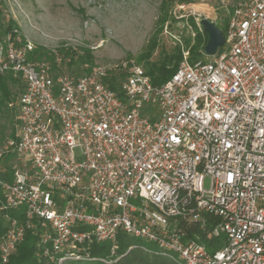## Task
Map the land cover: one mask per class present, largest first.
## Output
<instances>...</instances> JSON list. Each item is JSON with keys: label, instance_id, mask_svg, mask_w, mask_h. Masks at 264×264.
<instances>
[{"label": "built area", "instance_id": "built-area-1", "mask_svg": "<svg viewBox=\"0 0 264 264\" xmlns=\"http://www.w3.org/2000/svg\"><path fill=\"white\" fill-rule=\"evenodd\" d=\"M33 48L0 36V75L23 83L0 146L2 262L34 230L47 264L94 259L92 241L113 252L120 231L182 264H264V0L233 6L222 47L183 52L158 86L132 59L54 75ZM181 221L223 245L185 238Z\"/></svg>", "mask_w": 264, "mask_h": 264}, {"label": "rangeland", "instance_id": "rangeland-1", "mask_svg": "<svg viewBox=\"0 0 264 264\" xmlns=\"http://www.w3.org/2000/svg\"><path fill=\"white\" fill-rule=\"evenodd\" d=\"M161 1L0 0V36L18 35L34 48L42 47L56 54L62 47H71L78 53L88 49L92 55V66H110L129 59L144 66L138 57L154 35L157 34L158 45L150 62L158 60L165 53H174L177 46L183 55V52L188 51L185 42L190 40L192 44L195 40L194 30L200 31L203 45L206 43L207 33L201 29V18L214 21L226 33L229 12L242 0H192L189 3L173 0L168 5V20L159 29L156 20L160 14ZM190 17L196 24L194 30ZM201 50L203 53V48ZM46 57L44 54L42 59L48 61ZM202 57L208 58L205 54ZM86 67L87 64H69L66 59L52 72L54 75L79 76L85 73ZM122 79L120 74L113 78L117 86ZM21 89L20 84L11 88L16 98ZM11 102L13 105L8 103L6 114H0V146L5 145L14 131L18 110L16 101ZM204 185L208 186L207 179ZM143 243L159 249L150 241L143 240ZM64 264L71 263L67 261Z\"/></svg>", "mask_w": 264, "mask_h": 264}, {"label": "trees", "instance_id": "trees-1", "mask_svg": "<svg viewBox=\"0 0 264 264\" xmlns=\"http://www.w3.org/2000/svg\"><path fill=\"white\" fill-rule=\"evenodd\" d=\"M173 0H162L160 7V14L156 20V25L159 29H162L163 24L168 20V5ZM179 3H189L192 0H177ZM189 21L191 27L194 30V20L190 17ZM158 29V30H159ZM195 31L196 37L192 44L190 40L185 42L186 48H188L189 61L194 62L198 59H205L202 53L204 41L200 31ZM223 31V30H222ZM225 35V31H223ZM157 34L154 35L146 45L145 49L140 53L138 60L144 63V69L150 78L151 84L158 86L167 81L176 71L180 60L182 59V53L180 47L177 46L174 53L163 54L161 58L156 61L150 62V57L158 45ZM61 60L59 63L55 60V53L46 51L42 47H35L30 53L32 59H42L44 54L51 65L52 71L57 69L59 64L68 59V63H78L80 65L87 64L85 73H88L93 67L92 55L88 49H83L82 53L76 52L71 47H62L58 49ZM47 61V60H46ZM47 61V62H48ZM57 75V74H56ZM83 75V74H82ZM73 76V75H71ZM77 76V75H76ZM114 76L107 78V83L110 88L117 89V85L113 80ZM20 84L23 88V83L19 77L15 78L11 73L0 75V114H6L8 110V103L15 100L16 97L11 91L13 86ZM22 91V89H21ZM20 91V93H21ZM19 93V94H20ZM16 98V99H15ZM13 135L11 132L10 136ZM2 137L0 136V142ZM6 162L13 158V155L6 153ZM14 214V212H11ZM211 224L218 222L217 218L209 217ZM185 231V238L191 237L193 233L199 236V240L203 242L210 252L218 250L224 243V234H218L217 236H207V231L212 227L207 225L206 229H201L198 224L180 222L179 224ZM5 231V223L0 219V237ZM38 234L34 230H27L24 238L19 242L14 250L9 255L7 262H2L0 258V264H47V260L42 256L40 248L38 246ZM116 247L112 252V243L109 241L89 243V254L94 259L85 261H68L71 264H182L174 256L162 254L159 249L151 248L149 245H145L143 240L126 234L120 231L116 237Z\"/></svg>", "mask_w": 264, "mask_h": 264}, {"label": "water", "instance_id": "water-1", "mask_svg": "<svg viewBox=\"0 0 264 264\" xmlns=\"http://www.w3.org/2000/svg\"><path fill=\"white\" fill-rule=\"evenodd\" d=\"M200 24L203 30L207 33V40L203 47V54L211 57L223 45L224 34L214 21L208 20L207 18H201Z\"/></svg>", "mask_w": 264, "mask_h": 264}]
</instances>
